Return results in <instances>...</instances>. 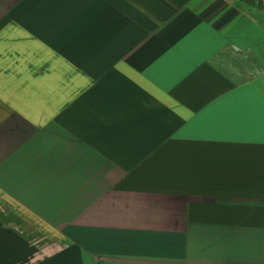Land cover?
Wrapping results in <instances>:
<instances>
[{"label": "crops", "instance_id": "1", "mask_svg": "<svg viewBox=\"0 0 264 264\" xmlns=\"http://www.w3.org/2000/svg\"><path fill=\"white\" fill-rule=\"evenodd\" d=\"M0 264H264V9L0 0Z\"/></svg>", "mask_w": 264, "mask_h": 264}, {"label": "built area", "instance_id": "2", "mask_svg": "<svg viewBox=\"0 0 264 264\" xmlns=\"http://www.w3.org/2000/svg\"><path fill=\"white\" fill-rule=\"evenodd\" d=\"M244 2H249L253 5H257L260 9H264V0H242Z\"/></svg>", "mask_w": 264, "mask_h": 264}]
</instances>
